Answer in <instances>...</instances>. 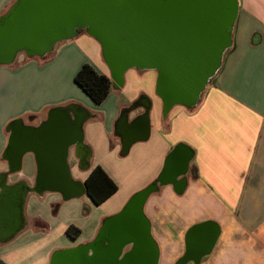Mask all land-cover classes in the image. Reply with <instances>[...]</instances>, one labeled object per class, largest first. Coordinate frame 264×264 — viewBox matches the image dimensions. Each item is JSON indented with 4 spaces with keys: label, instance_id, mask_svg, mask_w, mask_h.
I'll return each instance as SVG.
<instances>
[{
    "label": "crops",
    "instance_id": "0c3cea01",
    "mask_svg": "<svg viewBox=\"0 0 264 264\" xmlns=\"http://www.w3.org/2000/svg\"><path fill=\"white\" fill-rule=\"evenodd\" d=\"M15 1L0 0V17ZM238 2L233 47L194 110L164 117L155 71H129L93 103L78 71L90 63L111 74L86 33L47 61L0 66V260L58 264L78 260L68 250L97 253L90 247L107 221L123 223L132 197L156 185L126 215L148 232L151 264H264V0ZM97 166L119 185L100 206L85 188ZM81 197L94 206L89 215Z\"/></svg>",
    "mask_w": 264,
    "mask_h": 264
},
{
    "label": "water",
    "instance_id": "95a60500",
    "mask_svg": "<svg viewBox=\"0 0 264 264\" xmlns=\"http://www.w3.org/2000/svg\"><path fill=\"white\" fill-rule=\"evenodd\" d=\"M238 16V0H16L0 17V66L22 54L45 58L86 33L100 44L114 88L131 70L157 72L156 94L167 117L175 107L198 106L233 47ZM155 190L151 185L133 196L119 217L141 211ZM137 227L143 228L125 226L123 245L136 237L149 241Z\"/></svg>",
    "mask_w": 264,
    "mask_h": 264
},
{
    "label": "trees",
    "instance_id": "16d2710c",
    "mask_svg": "<svg viewBox=\"0 0 264 264\" xmlns=\"http://www.w3.org/2000/svg\"><path fill=\"white\" fill-rule=\"evenodd\" d=\"M52 55L53 53L46 56L44 59H48ZM214 79L215 78H213L211 82H213ZM75 82L91 101L97 105H101L106 101L113 88L111 78L100 73L90 63L82 65L75 77ZM85 188L86 194L92 203L96 206H100L117 193L119 185L101 166H97L85 181ZM66 234L72 239H77L81 236L82 230L75 226H70ZM0 264L6 263L0 260Z\"/></svg>",
    "mask_w": 264,
    "mask_h": 264
},
{
    "label": "rangeland",
    "instance_id": "374dc122",
    "mask_svg": "<svg viewBox=\"0 0 264 264\" xmlns=\"http://www.w3.org/2000/svg\"><path fill=\"white\" fill-rule=\"evenodd\" d=\"M64 44L65 43H63V45ZM49 59L50 58H48V59L28 58L25 54H22L19 56L17 61L14 64H12V66L18 67L20 64L28 62V61H37L38 62V61H47ZM9 66H11V65H9ZM123 172L124 173L123 174L121 173V174L125 177L127 174L125 173V171H123ZM76 201L80 205H82V207H83V212H82L83 216L89 215V213H91V211L94 209V206H92V204H90V201L86 197L78 198ZM80 214H78V216L76 215L78 220L83 219L82 215H80ZM120 218H121V221L123 220V223H118V222L112 221V220L107 221V224L103 227V230L96 237L97 239L95 238V241H94L95 243L93 242V245L90 247L91 249L97 250V253L95 252L96 254L94 256H91V255L87 256L86 248L68 250L65 252L66 258L68 256L73 255L76 258H78V260H71L68 262L65 259L57 257L58 258V259H56L57 263L58 264H88L89 261H92L95 259L106 260V261L120 260L121 259L120 255H121V251H122V246H123L124 240H126L127 237L123 234V230L120 232H117L116 228H117L118 224H120L118 226L121 227L122 225L125 226L128 223V219H127L126 215H124ZM84 219H87V218H84ZM61 239L65 244L70 243L68 238H66L64 236L61 237ZM130 253H134L135 255H139L140 250L136 249L135 245H132L131 249H130ZM122 260H123V262L121 264H128V259L123 257Z\"/></svg>",
    "mask_w": 264,
    "mask_h": 264
},
{
    "label": "flooded vegetation",
    "instance_id": "af4514ba",
    "mask_svg": "<svg viewBox=\"0 0 264 264\" xmlns=\"http://www.w3.org/2000/svg\"><path fill=\"white\" fill-rule=\"evenodd\" d=\"M93 245V244H92ZM135 245L136 249L140 250L139 255H135L134 253H130L131 246ZM92 254L91 256H93ZM148 256V257H147ZM123 257L128 259V264H150L151 262L147 261L145 262V259L147 258H154L156 257L155 250L152 246V243L149 241H143L140 240V238H132L128 240V242H125V244L122 247L120 260H110L109 264H121L123 262ZM136 259V260H135ZM138 259H141V261H138ZM106 261V260H105Z\"/></svg>",
    "mask_w": 264,
    "mask_h": 264
}]
</instances>
